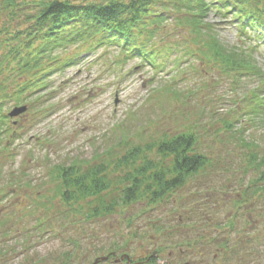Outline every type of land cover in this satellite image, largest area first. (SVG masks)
I'll return each mask as SVG.
<instances>
[{"label": "rangeland", "instance_id": "1", "mask_svg": "<svg viewBox=\"0 0 264 264\" xmlns=\"http://www.w3.org/2000/svg\"><path fill=\"white\" fill-rule=\"evenodd\" d=\"M211 19L223 43H247L229 20ZM61 56L75 58L76 66L46 78L34 105L24 104L28 110L11 119L21 139L0 151V264H95L109 253L115 256L98 264H264V196L242 199L259 174L245 169L239 135L224 128V121H239L236 129L264 150V117L244 116L246 96L258 85L264 91V84L207 72L193 58L175 67L171 56L156 74L138 60L120 59L115 48H72ZM255 56L264 69V48ZM174 80L175 96L160 92ZM190 128L217 163L173 197L89 222L72 214L57 218L49 178L56 165L94 164ZM109 175L113 193L122 174ZM226 240L239 249L225 250Z\"/></svg>", "mask_w": 264, "mask_h": 264}, {"label": "trees", "instance_id": "2", "mask_svg": "<svg viewBox=\"0 0 264 264\" xmlns=\"http://www.w3.org/2000/svg\"><path fill=\"white\" fill-rule=\"evenodd\" d=\"M211 15L229 20L247 43H223ZM104 47L118 49L120 59L138 60L156 74L164 72L169 57L175 56V67L193 58L207 72L253 78L264 84V69L255 56L264 48V0H0L1 152L9 151L21 139L6 107L34 105L47 89L49 75L76 66L75 58L62 59V53L72 48L90 52ZM175 82L160 92L175 96ZM260 86L251 90L252 98L246 96L249 103L244 116L264 117ZM238 122L224 121V128L239 135L241 149L246 152L241 153L245 169L259 174L242 199L264 196V150L243 137L244 131L236 129ZM205 148V138L190 128L165 134L150 144L128 146L121 154H106L94 164L56 165L49 173L52 201L57 200L60 207L56 216L65 220L72 214L89 222L139 203L161 204L215 168L217 161ZM109 172L122 174L113 193L116 184ZM2 173L1 169L0 177ZM13 177L15 182L17 176ZM44 223L40 221V229ZM230 245L239 249L238 243L229 240L222 246L226 250ZM251 245L249 242L246 247Z\"/></svg>", "mask_w": 264, "mask_h": 264}, {"label": "water", "instance_id": "3", "mask_svg": "<svg viewBox=\"0 0 264 264\" xmlns=\"http://www.w3.org/2000/svg\"><path fill=\"white\" fill-rule=\"evenodd\" d=\"M27 111V107H16L11 113H9V117L15 118ZM109 259V257L101 258L95 262V264H98L99 262H105Z\"/></svg>", "mask_w": 264, "mask_h": 264}, {"label": "flooded vegetation", "instance_id": "4", "mask_svg": "<svg viewBox=\"0 0 264 264\" xmlns=\"http://www.w3.org/2000/svg\"><path fill=\"white\" fill-rule=\"evenodd\" d=\"M246 248V246H244V249ZM247 248H249V247H247Z\"/></svg>", "mask_w": 264, "mask_h": 264}]
</instances>
